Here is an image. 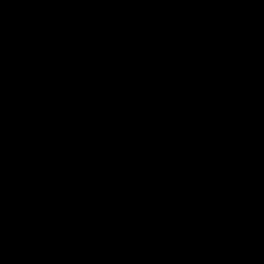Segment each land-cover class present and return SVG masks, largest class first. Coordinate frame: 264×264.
Segmentation results:
<instances>
[{
    "label": "water",
    "instance_id": "obj_1",
    "mask_svg": "<svg viewBox=\"0 0 264 264\" xmlns=\"http://www.w3.org/2000/svg\"><path fill=\"white\" fill-rule=\"evenodd\" d=\"M0 264H264V0H0Z\"/></svg>",
    "mask_w": 264,
    "mask_h": 264
}]
</instances>
